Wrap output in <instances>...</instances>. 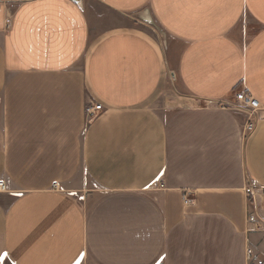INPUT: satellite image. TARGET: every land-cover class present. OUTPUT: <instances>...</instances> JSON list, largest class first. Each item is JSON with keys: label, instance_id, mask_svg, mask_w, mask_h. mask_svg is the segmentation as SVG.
Returning <instances> with one entry per match:
<instances>
[{"label": "crops", "instance_id": "crops-1", "mask_svg": "<svg viewBox=\"0 0 264 264\" xmlns=\"http://www.w3.org/2000/svg\"><path fill=\"white\" fill-rule=\"evenodd\" d=\"M0 181V264L264 259V0H0Z\"/></svg>", "mask_w": 264, "mask_h": 264}, {"label": "built area", "instance_id": "built-area-1", "mask_svg": "<svg viewBox=\"0 0 264 264\" xmlns=\"http://www.w3.org/2000/svg\"><path fill=\"white\" fill-rule=\"evenodd\" d=\"M234 101L222 102L220 103L221 108H233L239 111L244 112L247 115L246 123L243 128L244 136L250 134L256 127L257 116L256 112L261 110V105L249 91L243 89L238 91L233 96ZM103 106L99 104H94L86 107L85 112L88 118L93 117L97 112L101 111ZM5 189L3 181H0V190ZM246 195L248 203H251L252 198L254 197V187L251 183H247L243 188ZM189 191H184L182 193L183 203L187 204L189 199ZM247 222L252 225L254 231H264L262 228L261 220L258 218L257 214L254 211H251L247 208ZM247 264H264V259L260 258L257 253L252 249H247Z\"/></svg>", "mask_w": 264, "mask_h": 264}, {"label": "rangeland", "instance_id": "rangeland-1", "mask_svg": "<svg viewBox=\"0 0 264 264\" xmlns=\"http://www.w3.org/2000/svg\"><path fill=\"white\" fill-rule=\"evenodd\" d=\"M154 30L151 32V35L158 39V40H162L163 44L165 45L166 41L165 38H166V35L163 31H161L160 29H158L155 25H152ZM171 45V44H170ZM165 47V46H164ZM173 47L169 46V49L172 50ZM174 49V48H173ZM175 86L177 90H181L180 87H179V83L175 81V79L173 80L172 82V86ZM173 94L174 95V91L173 89L169 90V91H164L162 92V95H160V97L156 100V104L157 106H164L165 104H169L170 102V98H173L172 95H169V94Z\"/></svg>", "mask_w": 264, "mask_h": 264}]
</instances>
